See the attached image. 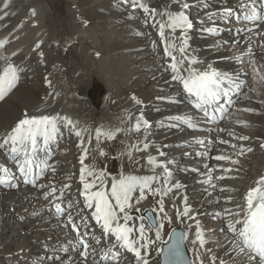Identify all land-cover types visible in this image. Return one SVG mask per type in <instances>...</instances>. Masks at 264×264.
<instances>
[{
  "label": "bare ground",
  "instance_id": "obj_1",
  "mask_svg": "<svg viewBox=\"0 0 264 264\" xmlns=\"http://www.w3.org/2000/svg\"><path fill=\"white\" fill-rule=\"evenodd\" d=\"M25 2L29 5L32 0H25ZM248 2L249 0H137L136 6H133L132 0H97L96 9H99L97 14L100 17L99 22L103 21V24H100L96 30L94 28L95 31L87 29L88 23L86 24L81 17L80 10L72 8L70 10L72 20L85 30L84 42L93 41V48L97 51L90 56L89 53H85L89 57L82 56L81 59H88L85 61L79 60V56L76 57L79 70L74 76L80 78L87 87L89 86L87 75L96 73L95 68L90 67H94L97 61L104 64L108 58L114 60L112 65L114 72L108 66L110 70L96 74L106 85L108 90L106 96L101 104L96 105L93 102V94H90L91 87L88 96L79 97L76 95L78 94L76 88L82 87L76 81L71 84L72 90L68 88L76 92V96L71 95L72 100L56 97L52 93L51 86L44 90V98H37V100L32 98L31 92L24 91L20 86L19 91L13 92V98L19 100L21 108L9 107L6 110L3 103L6 98L0 104V137L10 131L20 119L24 118L25 114L68 116L76 123L77 128L82 130L85 141L83 147L88 148L89 152L85 164L97 171L103 170L107 175L109 188L111 177L114 176L111 175V168L108 166L110 159L106 154L107 152L113 154L109 145L121 139V144L115 153L123 158L125 163L131 165L132 170L126 175L155 177L149 180V188L145 189V195L147 198L152 195L158 207H160L159 201L163 200L164 211L157 212V220L164 217L166 213L168 217L177 219L180 226L183 225L185 242L195 264H221V261L223 264H247V257L233 248V233L227 227L229 216L226 210L235 212L237 205L243 206L247 191L255 187L259 178L264 176V147H262L264 145V79H262L264 77V24L257 27L251 21H237L236 16L243 15L240 5ZM140 3L157 10L156 21L162 18L166 20L168 12L178 10H183L192 21L193 27L186 32L185 55L195 57L198 61L193 67L204 71L211 65L212 68L221 73H227L231 77L230 81H225L224 87L228 92L227 95L234 96V102L229 115L223 121L218 123L202 121L203 117L200 116L199 110L188 101V93L183 90L182 84L172 79L174 73L170 67L171 58L165 55L164 47L166 42L172 40H176L179 47L180 41L176 38L179 37L180 30L176 31L175 36H171L170 30L166 28L165 38L162 40L159 36L158 24L153 21L150 13L144 12L139 7ZM183 3H188L189 8L181 9ZM225 8L233 9V14L225 16L223 14ZM1 10L0 41L11 38L24 28L23 23L18 25V22L9 20L6 12ZM33 12L34 8L31 9L30 16L26 18L29 25L36 20ZM159 14L164 15L162 17ZM210 16L211 19H209ZM55 20L58 19L55 17ZM56 21L55 24L58 25ZM210 28L215 31L209 32ZM104 37L108 40L101 42ZM43 42H40V47L37 48L39 54L44 51ZM66 43V37L62 36V46ZM84 44L81 46L84 47ZM118 47L123 48L121 53L117 50ZM102 51H107L105 57H101ZM174 55L178 60L181 58L178 51ZM40 57L42 58L41 55ZM43 59L41 71L45 74L44 71L52 63L47 64ZM55 59L58 61V58L55 57ZM187 66L185 61L182 67L186 69ZM83 67L87 71H83ZM184 74L186 75V72ZM117 76L122 78V81H116ZM23 77L24 75L19 82L23 80ZM48 82H51L49 78ZM73 87L76 88L73 90ZM63 89L66 90V87ZM149 95L151 97L147 100ZM133 96L136 97L135 100ZM141 113L144 119L149 121L150 127L147 131L142 127L139 132H136L132 130V126ZM174 117H189L190 120H178ZM60 128V134L46 147L45 157L48 158L49 168L41 177L39 176L35 185L26 182L25 176L20 173L18 165L11 158L10 151L7 148L0 149V176L5 175L3 171L5 168L11 176L8 185L0 184V207L4 204L3 201H7V204L3 206L8 205L6 209L0 210V219L2 218L0 236L13 231L8 238L4 237L8 239L6 245L17 243L23 238L22 242L25 244L23 248L28 249L29 254L39 257L29 256L28 260L19 261V264H50L56 261V256L64 257L63 253L66 251L69 252L68 256L55 264H141L134 253L118 245L113 248L114 252L118 251L120 254L118 260L102 259L103 253L116 244L115 237L104 233L101 223H98L92 215L95 211L94 205L91 208L88 207L81 194L83 185L79 177L82 167L80 156L83 148L80 146V138L75 135L70 126L61 124ZM97 128L104 131L116 129L120 131L116 133L114 139L101 136L97 145L95 136ZM89 137H91V143L88 142ZM241 137H248V139H241ZM56 139L57 142L52 143ZM144 143H148L149 147L138 151L137 147L143 149ZM248 148L252 151H246ZM99 149H103L105 155H100ZM149 155L156 158L158 162L156 166L148 163ZM217 156H225L228 159L217 160ZM161 164L168 167L170 176H165ZM174 170L177 172L172 174ZM32 178L30 175L27 180L30 181ZM86 179L91 181L93 177H86ZM13 184L16 187L10 188ZM177 184L180 185L179 188L175 187ZM39 187H43V190ZM53 187L56 189L55 196L51 194ZM156 189H161L162 192H157ZM163 192L167 194L164 195ZM138 196L139 191L133 194V208L129 210L132 216L129 223L137 228L142 217V213L139 212L141 207L135 202ZM23 201H25L26 209L17 212L15 206ZM55 202L61 203L65 209L63 212L65 215L61 219L56 216L53 206ZM70 203L71 208H69ZM47 206H50V210L42 216L37 214L38 217L35 220L30 219L29 222L16 224L10 222L9 218L12 214H17L19 217L35 215ZM186 206L192 219L177 215L178 212L183 213ZM69 215L72 217L71 221L68 219ZM231 218L234 220L237 217ZM197 221L203 232V245L196 239ZM73 223L79 230V236L73 231ZM34 228H44V232H35L27 238L21 237ZM150 230L147 226L146 233L150 235L153 234L152 232L155 233ZM81 237L89 245L86 257L81 255L85 251L80 242ZM73 246H76V251H72ZM41 247L50 248L53 252L45 254L43 250H40ZM204 247L209 249L208 255L203 251L204 249L202 250ZM23 248L14 249L12 252L2 250L0 256H3L7 262L0 264H8L13 257H18L22 253ZM153 250L149 245L147 249L141 248V254L147 258L148 264H159L158 251L155 250L152 258Z\"/></svg>",
  "mask_w": 264,
  "mask_h": 264
},
{
  "label": "snow or ice",
  "instance_id": "obj_2",
  "mask_svg": "<svg viewBox=\"0 0 264 264\" xmlns=\"http://www.w3.org/2000/svg\"><path fill=\"white\" fill-rule=\"evenodd\" d=\"M133 6H136L137 0H132ZM258 4V6H257ZM144 12L150 13L153 21L158 24L159 36L163 40L165 38V29L170 30V35L175 36L176 31L179 29L180 41L179 47H177L176 40L166 42L164 47L165 55L171 58L170 67L172 72V79L182 84L183 90L194 97V104L197 109H201L205 116H209L208 106L219 101L221 95L227 96L228 92L224 87L225 81H230L231 77L227 73H221L209 65L207 70L200 71L198 68L193 67L198 61L195 57H188L185 55L187 49V30L193 27L192 21L185 14L183 10L176 12H168L167 19H161L156 21L155 17L158 15L155 8H150L144 3H140ZM243 9V15H237V21H251L254 22L257 27L264 24V0H249L247 4H241ZM189 8L188 3H183L181 9ZM35 13L33 12V15ZM225 16H231L233 9L225 8L223 10ZM163 17L164 14H159ZM211 19V16L209 17ZM251 31V29H248ZM209 32H214L215 29H208ZM240 31V30H238ZM6 41H0V47H2ZM37 48L40 47V43H37ZM180 53V59L178 60L175 52ZM43 56V53H40ZM185 61H187V68H183ZM20 70L14 66L11 62L6 60L4 66L0 68V100H3L5 96L15 88L17 82L20 79ZM186 72V75L184 74ZM264 79V77H262ZM134 100L135 96L132 97ZM139 103V101H137ZM221 112L224 109H220ZM250 111V110H249ZM213 118H215L213 116ZM174 119L190 120L189 117H174ZM61 124L70 126L75 132V135L80 138V146L83 148V153L80 156V163L82 165L80 169V181L83 185L82 195L88 207H95V211L92 213L98 223H101V227L105 234H112L115 237L116 244L112 245L107 252H104L102 259L107 260L109 258L118 260L119 252L113 251L117 245L125 248L129 252L135 254L138 261L141 264H148V260L141 254V248L147 249L149 245L154 244L155 241L150 240L146 234V226L144 217H140L142 221L138 228L135 225H130L129 221L132 220L130 215V209L133 208V194L139 191V196L135 202L139 204L141 200L146 199L145 189L149 188V180L155 177H139L135 175H124L123 173L117 177H111L110 188L107 187V175L103 170L97 171L90 168L89 165L85 164V159L88 157V148L84 146V137L82 130L77 128L76 123L68 116L56 115H28L25 114L24 118L20 119L15 126L8 131L3 137H0V149L7 148L10 151L11 158L15 161L19 167L20 173H22L26 182H30L33 185L36 184L39 176L43 175L44 172L49 168L47 161L39 159V151L41 148H46L49 143L55 139L61 131ZM190 126H192L190 124ZM145 131L150 127L149 121L144 119L143 113L137 117L135 124L132 126V130L139 132L141 128ZM120 129L104 131L100 128L95 130V136L97 145H99L100 137L104 136L106 139H114L116 133ZM241 139H248V137H241ZM89 143H91V137H89ZM136 147V146H133ZM149 147L148 143H144L143 149L137 147V150H146ZM264 147V145H262ZM246 151H252L251 148ZM100 155H105L103 149H99ZM161 155H164L161 153ZM217 160L228 159L225 156H217ZM147 161L150 165L156 166L157 160L154 156L149 155ZM163 167L165 176L168 177L171 173L166 165L161 164ZM34 169H39L38 173L34 172ZM5 175L0 176V184L8 185L11 180V176L8 175V169H3ZM55 171V169H53ZM32 176L33 178L28 181L27 177ZM86 177H93L91 181H88ZM223 179V177H220ZM15 187L16 185H11ZM42 186V185H41ZM65 187H69L65 185ZM175 187L179 188L177 184ZM95 189V190H93ZM169 191L171 189H168ZM157 192H162L161 189H156ZM56 189H51V194L55 196ZM166 195V192H163ZM244 205H237V210L232 212L226 210L229 216L228 230L233 233V248L239 254H244L247 257V264H264V176H261L256 182V186L250 188L244 196ZM54 209L57 216L61 215L65 209L59 202L54 203ZM71 203L69 208H71ZM159 210L164 211L163 200L159 201ZM177 215L188 216L189 209L186 206L183 213L178 212ZM237 217L232 219L231 217ZM164 219H167L169 223L171 218L164 214ZM71 221V215L68 216ZM149 221V229L156 225L155 239L160 241L162 239L161 230L164 227L163 223L157 224L153 220L152 216L147 217ZM123 221V222H121ZM72 227L79 236V230L75 223ZM138 233V235H134ZM172 242L168 244L166 249H157L163 255V264H189L184 259L183 252V241L186 239L185 234H176L173 229L170 234ZM196 239L200 241L201 245L204 244L203 232L200 227L199 221L196 222ZM139 241V244H138ZM85 251L81 253L83 256H87V248L89 245L80 238ZM99 243V241H97ZM215 259V257L213 258ZM223 264V261H221Z\"/></svg>",
  "mask_w": 264,
  "mask_h": 264
},
{
  "label": "rangeland",
  "instance_id": "obj_3",
  "mask_svg": "<svg viewBox=\"0 0 264 264\" xmlns=\"http://www.w3.org/2000/svg\"><path fill=\"white\" fill-rule=\"evenodd\" d=\"M96 2H97V0H77V1L76 0H32L31 4L26 5L25 0H0V9H2L1 10L2 12H6V16L8 17V19L9 20L12 19L11 21H13V22H18V25L23 23V27L25 28V29L24 28L20 29L19 32H17L18 29L16 30L17 34L15 33L16 35L12 36L15 39L11 37L9 39H2L1 40V41H6V43H4V45L2 47H0V65H1L0 68H2L4 66V64L7 60L8 62H11L14 66H16L20 70V72H19L20 78L24 75L23 80L20 82L18 81L15 88H13L12 91L9 92L5 96L6 101L3 103H4V106L6 107V110L9 107L10 108L15 107V109L17 107L21 108V106L19 104L20 103L19 100H15L13 98L14 93L16 92V90L19 91L18 88L20 86H21V89H23L24 91L31 92L32 98H36V99L37 98L38 99L44 98V96H43L44 90L49 89V86H51V89H53L52 90L53 95H55L56 97H62L68 101L73 99V97L71 96L73 94H74V96L77 95L79 97L88 96V91L92 87L91 88L92 91L90 92V94H93V96H94L93 102H95L96 105L101 104V102L104 99V97L106 96L108 90L106 88L105 83L96 74H97V72L98 73H104L107 70H110V67H111V71L114 72V70L112 68L114 60H111L110 58H108V60L104 64L103 63L101 64V62L97 61V63L95 64L96 67H95V65H94V67H90V68H95L96 73H93L90 76L87 75L88 83H89V86H87V87H86V84L80 80V78H76L74 76V74L76 72H78V70H79L78 61L75 60L76 57L79 56L78 58L80 60L82 56L84 57L88 53H89L88 55L90 56L91 54L97 53V51L93 48V46H94V44L92 43L93 41L91 43L87 42V41L84 42L85 30H82L79 26H77L75 24V21L72 20V18H71L72 15H71V11H70L72 8H78L80 10V15H82L81 17H83V19L85 20V23L86 24L88 23V25H86L87 29L89 28L91 31H93L95 28V30H96L100 24H103V21L99 22L100 17L97 14V10H99V9H96V6H97ZM119 6L122 7L123 5H119ZM33 8H34V13H35L34 15L36 17V20L34 21V23L29 25V21L26 20V18H27V16H30V11ZM55 17L58 19L57 21L55 20ZM55 21L58 22V25L55 24ZM75 26H77V27H75ZM73 27H74V29H73ZM58 29H61V31H58ZM76 30H77V33H76ZM57 32H58V34H57ZM62 36H65L67 39V43L65 44V46H62ZM33 37H34V40H33ZM36 37L40 38V39L37 40ZM103 39L101 40V42L108 40L106 37H104ZM40 42H43V44L45 46L44 51L42 52L43 53L42 58L40 57V54L38 53V49L36 47L37 43H40ZM81 44H84V47L81 46ZM80 46H81V48H80ZM9 47L14 48V49H11ZM84 48L87 50L89 49V50L85 51ZM7 49L9 51H7ZM10 49H11V52H10ZM83 50H84V52H83ZM117 50H119V52L121 53L123 51V48L118 47ZM106 52L107 51H102L100 53L101 57L102 56L105 57ZM8 53H11V55L5 56V54H8ZM85 53H87V54H85ZM44 55H46V56H44ZM57 55H59L60 58ZM74 55H76V56H74ZM11 56H13V57H11ZM55 57L58 58V61H57V59H55ZM72 57H75V58H72ZM87 58H89V57H87ZM42 59L47 64L52 63V65H50L48 67L50 69L46 68V70L44 71L45 74L43 73V71H41L42 70V66H41ZM13 60H16V61H13ZM73 60H75V61H73ZM81 60L85 61L88 59H81ZM93 60H95V59H93ZM56 61L59 63H57ZM108 61H110V62H108ZM103 66H104V68H102ZM108 66H110V67H108ZM107 68H109V69H107ZM102 69H104V70H102ZM82 70L87 71V69L85 67H83ZM68 75H69V77H68ZM117 77L119 79L116 78V81H118V80L122 81V78H120L119 76H117ZM48 78L51 81L50 83L48 82ZM74 80H75V82H74ZM76 81L78 82L79 85H81L82 88L78 89L76 87H73V90H74V88H76V90L78 92V94L75 92L76 93V95H75V93L73 91H71L72 90L71 84L76 83ZM79 82H81V83H79ZM56 84H58V85H56ZM64 86L66 87V90L63 89V88H65ZM69 87L71 90L68 89ZM133 90L136 91V89H133ZM143 91H145V90H143ZM90 94H89V96H90ZM150 97H151V95H149L146 99L148 100ZM5 98L3 100H5ZM3 100L0 101V104ZM7 100H8V102H7ZM120 141H121V139H118V140H115L114 142H111L112 144L109 145V147H110L109 149L111 150V152H113V154H110L109 152H107V154H106L108 159H110V161H108V166L111 168L110 171H111L112 176H118L121 173L126 175L127 173H130L132 170L131 165L129 163L128 164L125 163V160L123 158H120L119 155L115 153L118 150L119 145L121 144ZM211 150H213L212 147H211ZM214 152H215V150H214ZM176 172H177V170H174V171H172V174H175ZM10 188H14V187L10 186ZM40 188H41V190H43V187H39V189ZM6 193L7 192H5V194ZM45 198H47V197H45ZM141 201L139 202L138 205L141 207L139 209V212L142 213L143 217H144L143 214H144L145 210H147V209H152L154 214H156L155 216L158 217L157 212L159 211V207H158V204L156 203V201L154 200L152 195L151 196L149 195V197L146 198L145 200H143L142 203H141ZM144 201L146 203H144ZM3 203L6 205L7 201L6 202L3 201ZM147 203H148V205H147ZM4 204H2V206ZM1 207H0V210L2 211L4 209H6L8 207V205L3 206V209ZM47 207L40 212H36L35 215H30V216H26V217H22V216L19 217V216H17V214H12L11 217L9 218L11 220L10 222L13 224H16L18 222H21V223L29 222L30 219L35 220L36 217H38L37 214H39V216H42L43 214H45L47 212V210H50V206H47ZM15 209L17 210V212H19V210L26 209L25 201L18 203L15 206ZM64 215L65 214L62 213L61 215H59V216L56 215V216L58 219L59 218L61 219ZM3 219H5V218H3ZM158 220H160L159 223L162 222L164 224V227L161 230L162 239L160 241H156L154 232H152L153 234H151V235L146 233L150 240L155 241L154 245L153 244L150 245L152 250L153 249L157 250L158 248L160 249L162 244L167 241L170 231L175 226H180V223L177 221V219L175 220V219L171 218L170 223L167 219H164L163 217L159 218ZM140 222H142V221H140ZM143 222L145 223V225L147 224L146 225V227H147L148 221L146 220V218L144 219ZM182 226L183 225H181V227ZM150 229L153 231H156V228L151 227ZM73 231L77 232L74 229H73ZM12 232L13 231H9L6 235L4 234V235L0 236V252H3L2 250H11V252H12V251H14V249L16 250V249H19L20 247H22V248L24 247L23 245H25V244L22 242L23 238L21 240H19V242H17V243L14 242V243L9 244L10 246L6 245L8 239H6L4 237L6 236L8 238L12 234ZM35 232L36 233H42V232H44V228L30 229L28 233H26L25 235H22L21 237H26V238H27V236L31 237V235ZM153 246H154V248H153ZM81 247H82V245H81ZM40 250H43V252H45V254L53 252L52 249L44 248V247H41ZM78 250H79V248H78ZM155 250L152 251V254H153L152 258L155 255ZM202 250L207 255L209 254V251H208L209 249L207 250L204 247V248H202ZM72 251H76V246L72 247ZM21 252L22 253L18 257H13L8 262V264H19L18 263L19 261L28 260L29 256L34 257V258H39L36 255H33L31 253L29 254L28 249H26V248H23L21 250ZM63 254H64V257L56 256V261L53 263H50V264H55V263L63 260L65 257L68 256L69 252L66 251ZM158 254H159V252H158ZM2 262L5 263V262H7V260L3 256H0V263H2ZM42 264H45V263H42Z\"/></svg>",
  "mask_w": 264,
  "mask_h": 264
},
{
  "label": "water",
  "instance_id": "obj_4",
  "mask_svg": "<svg viewBox=\"0 0 264 264\" xmlns=\"http://www.w3.org/2000/svg\"><path fill=\"white\" fill-rule=\"evenodd\" d=\"M149 215H151L152 218H153V220H155L154 214H153L152 210H150V209H149V210H146L145 213H144V216H145L146 218H147ZM155 221H156V220H155ZM156 223H157V222H156ZM153 226H156V225H153ZM174 229H175V232H176L177 235H179V234H181V233L185 234L184 229L181 228V227H176V228H174ZM172 231H173V230H172ZM172 231H171V233H172ZM171 233H170V234H171ZM173 238H174V237H172V236L170 235V237H169V241L163 244L162 249H166L167 246H168V244L172 242V239H173ZM182 247H183L184 259H185V261H186V262H189V264H193V263H192L191 256H190V254H189V252H188V249H187V245H186L185 239H184V241H183ZM160 264H163V255H162L161 253H160Z\"/></svg>",
  "mask_w": 264,
  "mask_h": 264
}]
</instances>
